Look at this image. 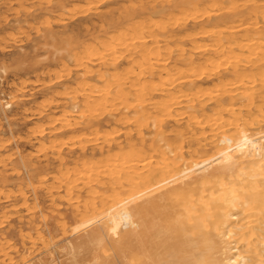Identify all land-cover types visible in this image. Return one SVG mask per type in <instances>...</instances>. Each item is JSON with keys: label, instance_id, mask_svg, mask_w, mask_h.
<instances>
[{"label": "bare ground", "instance_id": "obj_1", "mask_svg": "<svg viewBox=\"0 0 264 264\" xmlns=\"http://www.w3.org/2000/svg\"><path fill=\"white\" fill-rule=\"evenodd\" d=\"M54 1L49 13L60 6ZM126 1L124 11L141 3ZM143 1L141 15L127 21L121 13L100 16L107 40L99 39L87 60L96 59L100 69L83 63V53L66 50V59L56 61L68 72L48 70L38 78L43 91L63 87L69 97L48 114L42 106L44 128L34 127L65 176L53 178L57 183L43 193L54 207L63 189L72 219L57 220L58 236L36 232L15 257L0 237V264H53L54 253L38 258L50 246L62 264H264V0ZM106 2L85 6L97 12ZM110 22L124 29L108 34ZM58 38L52 31L45 38L54 55L67 47ZM72 72L79 75L74 86H63ZM10 108V102L0 105L4 115ZM103 122L124 127L95 143L100 159H108L106 166L99 162L104 167L89 164L84 152L90 136L81 134L93 135ZM75 143L80 155L62 154ZM5 166L0 158V200L27 205L24 187L30 190L31 176L10 190ZM0 215L7 221L6 212Z\"/></svg>", "mask_w": 264, "mask_h": 264}, {"label": "rangeland", "instance_id": "obj_2", "mask_svg": "<svg viewBox=\"0 0 264 264\" xmlns=\"http://www.w3.org/2000/svg\"><path fill=\"white\" fill-rule=\"evenodd\" d=\"M52 1L55 2L54 0H48V2H46V0H40V1L39 0H33V1L32 0H17V1L16 0H0V47H1L0 48V64H2L0 65V84H1L0 85V96H1L0 105L5 104L6 102L11 103V108L5 111V115L2 114L0 111V140H2L3 143L5 141H6L5 143H7V144H4L3 149H0V158L4 159V162L6 164L5 169H3L5 170L6 174L4 172L3 174L7 176V183L9 186L8 188H10V190L13 188L15 190L16 185L18 183H21L24 186L28 181L29 175L31 176V179L33 181L32 186L29 187L30 190H26V187H24L26 197H28L27 205L24 206L20 204L21 203L20 201H18L14 204V206H11L13 208L12 209L11 207L7 206L3 202V200H0V205H2L0 207H3V208H0V212L1 211L6 212L8 216L7 221L0 218V223L2 224V225L0 224L1 225L0 226V237L1 239H3L1 244H2V247L5 244V247L3 248L5 250L8 247H9L8 249L12 247L11 252L8 249L6 250L7 253L9 254L8 256H11V257L12 256L15 257L18 254H20L24 247L27 248L31 246V241H33L34 238L36 237L35 236L36 232L42 233L44 234V236H46L47 229H48L50 232H52L53 235L58 236L59 232H57V230H58L59 225H58L57 220L60 221L62 217H65L66 218L65 220L67 222H70L71 221L70 219H72L71 208L69 207L72 201L68 196H66V194L63 192L64 191L63 189L59 193V195L56 197V201H55L56 205H54V207L51 206V204H49V200L47 196H45L43 193L44 186L51 184V183H57L55 181L58 178H59L58 181H60L65 176L62 175V173H59L58 171H56L58 170L56 169L58 165L57 163H54L52 159H50L52 158L50 156L52 155V153L49 149H46L47 142L44 140L42 141V144L44 143L45 145L44 146L39 145L40 138L38 137L36 133L37 128L39 127L44 128V121L46 120V117L42 119L38 118V111L40 112L39 109L43 106L45 109L44 114H48L50 112L49 111L50 109L53 110L54 108L53 105L56 102L58 103H62V101L63 103L68 102L69 97L68 96L64 97L65 90L63 89V87L55 86L51 90H47L46 88H44L45 91H43L41 88L42 81H40L38 78L39 77L43 78L46 75L45 72L48 70H53L56 73H58L60 70V75H62V73L66 74L68 72L67 69L66 71L62 70L63 68L61 67V65H59L60 63L56 61L58 58H61L62 56H64L63 54H65L66 56V50H69L71 54L74 53V54H77L78 56H81V54L83 53L82 54L83 57H81L83 60L82 61L83 63H85L87 66L91 67L94 70L95 69L97 70L98 68L100 69V64L95 62L96 59H91L90 62H87L88 56L91 54L90 50L93 47H95L98 40L99 39L107 40V36L104 33H102L100 26H106V27L108 26L102 23L100 16L104 13L112 12L113 17L117 18L119 16V13H121L124 16V21H127L128 19H130V17L140 16L141 15L140 8H144L143 0H140L141 3L139 2L136 3V9L133 8V9H128L126 11L123 10L124 7L128 6V2L126 0H107L106 3L98 6L97 12L96 11L93 12L94 9H92V11L89 12L87 11L88 6H85V5H90V4L92 5L91 2L95 4L99 0L97 1L88 0L89 3L87 2V0L86 1L85 0H59L61 2L60 6L56 9L55 12L49 13V10L52 9L51 6H53L54 4ZM20 2L24 3V6L22 8L18 4ZM77 6L79 9H76ZM83 6H85L86 8L84 9ZM62 9L65 13L62 11ZM83 11L85 13H83ZM64 14H66L67 16ZM44 17L46 21L44 20ZM47 17L49 19H47ZM54 19H55L54 21L55 23H52ZM60 20H63L64 22ZM112 23L113 22H110V24ZM124 25L123 26L122 25L115 26L114 24L109 25L108 34L111 32H115V31H122L124 29ZM49 31L56 33L57 38L59 37V38L66 39L63 43L64 47L67 46L65 47L66 49H64L63 51L57 52V54L55 55L53 54V53H56L54 51L55 49L53 50L50 44H45L46 34ZM65 31L66 32L68 31L67 34H62ZM47 43H50V41H47ZM65 43H67V45H65ZM48 46L49 47L51 46L50 47L51 49L48 48ZM117 49L119 50V48ZM120 52L122 51L119 50V53ZM42 56H45V57L41 58ZM61 59L64 60L66 58L64 57ZM70 62L62 61V63H64L68 67L70 65L69 67L70 69L71 67L73 69L74 68L73 62L71 63ZM124 68L126 67L123 65L122 67L118 68V71L122 72ZM74 73L75 72L71 73V77L69 76L66 77V79L62 82L63 86H66V87L74 86L72 84H74V82L76 81V78L79 76L77 74L78 72L75 74ZM58 75L59 73L56 76ZM31 80L33 83L31 82ZM37 81H39V83ZM45 81H47V78L44 79L43 82ZM88 84L90 86L92 85L93 88L99 86V84H96L94 80H89ZM54 90L57 91V94H55ZM61 109L62 107L60 106L59 109L56 111V113H59ZM4 117L7 118V121L5 120ZM105 118H106L105 116L99 117L100 120L105 119ZM104 123L105 122L102 123L101 128L98 130V132L92 133L93 135L91 134L89 135L88 133H85V132L81 133L85 135L87 134L86 136H90L89 137L90 144L89 143L85 144L86 147H85V152H84L86 159L90 160V158H92L89 161V164L94 161L95 164L97 162V166H102V167L106 166L109 162H107L108 159H105V158L100 159V155L98 154L96 150L97 145H95V143L103 142L105 139L107 138L109 139V137L111 138L112 136H114L113 134L115 132H118L119 130L120 131L124 130L123 126L115 125L112 123L110 124H104ZM81 125L84 126V124L82 123ZM34 126L35 127L38 126V127L35 128ZM33 130H34V133H33ZM101 132L104 135H102ZM95 134H100V135H95ZM105 134H108L107 136L109 135L110 136L106 138ZM76 135L78 134H75L73 136H76ZM69 137L71 136H67L65 137V139ZM18 138L19 139L21 138V139L19 140ZM94 138H98V140L97 142L93 143ZM133 139H135V137ZM74 145L72 146L70 144H67V146L62 149V154L67 155V156L80 155L81 150L76 148L77 143H75ZM103 161L104 163L102 164L104 166L102 164L100 165V163ZM72 167L73 165L72 166L66 165L65 169H71ZM102 167H100V169ZM0 170H2L1 167H0ZM12 170L17 173L14 172L15 174H12ZM49 174L52 177V180H51V177L48 176ZM52 174H54L57 177H53ZM53 178H57V179L53 180ZM6 193H8L7 190H6ZM35 195L38 197L37 202L34 201L33 199ZM58 197H62L63 199H60V198L58 199ZM64 197L65 199L68 198V200L66 199L67 201H65ZM57 204H59L60 206ZM19 205H21L22 207H20ZM53 208L56 209L57 211H54ZM27 210L30 212H28ZM10 214L11 216L9 217ZM30 214H31V217L29 218L28 216H30ZM43 217L45 218L43 219ZM17 218H19L18 219L19 221H17ZM35 224L37 225L35 226ZM29 237H31L33 240H30ZM27 239H29L30 241ZM7 240L10 242H8ZM4 241L5 242L7 241L6 242L7 245ZM38 245L39 244L37 243L35 247L37 248ZM13 247H14V250H13ZM15 247L18 250L17 253L15 252ZM55 248L56 247L54 246H50L49 248H47L48 251L47 250L44 251L42 253L43 255H39L38 258H41V259L46 258V254L48 252L54 253V257L56 259L53 264H62L63 263L62 259L57 258V255H56L57 249ZM0 255H1V252H0Z\"/></svg>", "mask_w": 264, "mask_h": 264}]
</instances>
